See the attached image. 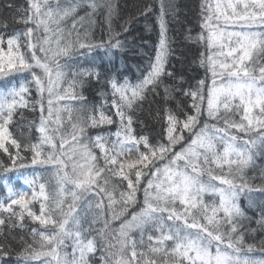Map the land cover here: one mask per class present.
<instances>
[{
	"label": "snow or ice",
	"instance_id": "snow-or-ice-1",
	"mask_svg": "<svg viewBox=\"0 0 264 264\" xmlns=\"http://www.w3.org/2000/svg\"><path fill=\"white\" fill-rule=\"evenodd\" d=\"M6 6L23 27L0 18V264H264V171L246 176L264 157V0H201L194 84L170 66L169 0L134 82L96 63L125 47L112 0Z\"/></svg>",
	"mask_w": 264,
	"mask_h": 264
},
{
	"label": "trees",
	"instance_id": "trees-1",
	"mask_svg": "<svg viewBox=\"0 0 264 264\" xmlns=\"http://www.w3.org/2000/svg\"><path fill=\"white\" fill-rule=\"evenodd\" d=\"M173 5L172 11L169 13V32L168 37L172 48V56L170 60V66L174 65L177 72L183 73L185 78L190 83H195L196 79L203 78L205 76V69L199 65V54L202 48L195 42L197 35L200 32V3L201 0H169ZM114 5H119V19L114 24V27L123 33L121 39L125 42V47L122 51H114L112 56L102 55V60L98 57L97 64H103L104 69H112L114 73H119L122 77L127 76L131 81H135L140 75V72L147 66V61L150 57L155 55V46L158 40L159 28L156 25L157 15L159 13L160 0H112ZM7 4H15L17 6H26V0H0V18L8 17L9 23L12 24L11 17L14 15V9L7 7ZM145 6L153 8V12L149 16L144 15ZM106 11V10H105ZM79 16H84L85 12L78 10ZM94 19H98L100 23L104 22L102 15H97ZM15 28H22L23 25L12 24ZM71 21H69V27ZM122 26V27H121ZM127 29V32L124 29ZM96 41H99L101 37L107 40V30L102 32L99 24L94 25L92 28ZM114 60V65L109 63V60ZM187 87V85H185ZM33 91V95H34ZM84 96L87 98L89 104L99 103L98 86L86 88ZM175 102H173V105ZM147 109V105H145ZM38 113L35 117L38 118ZM144 118L149 121L150 124L155 122L149 117L147 110L144 112ZM34 118L33 113L30 110H24L23 119L17 115V124L13 127V131L17 136L21 135L20 129L26 125L28 121ZM115 131V128L112 129ZM158 130V128H157ZM94 134V133H93ZM25 135L27 132L25 131ZM264 171V157L256 156L255 164L253 167L246 169V176L248 178H255L253 183L259 184L261 182V172ZM204 179H207L205 176ZM4 195V193H0ZM142 203V193H141ZM259 196L256 197V203H259ZM241 206L246 209L247 215L252 217L251 227L256 228V219L258 216V207H252L244 197H241ZM136 211L139 208L135 209ZM131 211V210H130ZM130 218V216H129ZM30 224V221H26ZM248 225V221H244ZM113 226L119 228V222H114ZM16 235L19 236V230L16 231ZM135 238H139V233H133ZM264 237V232L257 229V233L254 236L256 242ZM30 239V238H29ZM253 237H249L251 242ZM0 242H3V237H0ZM7 246L12 250L13 255L11 260L14 262L16 259V252L19 251L20 246L18 241H12L9 238ZM71 252V247L67 249ZM260 255L259 252L256 253ZM99 253H97L96 259H98Z\"/></svg>",
	"mask_w": 264,
	"mask_h": 264
}]
</instances>
